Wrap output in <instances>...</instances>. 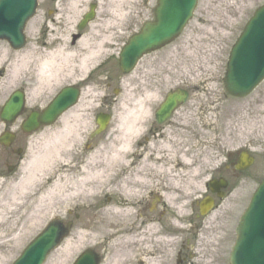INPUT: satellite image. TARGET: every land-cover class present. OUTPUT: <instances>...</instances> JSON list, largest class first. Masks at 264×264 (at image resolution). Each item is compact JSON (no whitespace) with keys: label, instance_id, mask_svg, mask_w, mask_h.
<instances>
[{"label":"bare ground","instance_id":"bare-ground-1","mask_svg":"<svg viewBox=\"0 0 264 264\" xmlns=\"http://www.w3.org/2000/svg\"><path fill=\"white\" fill-rule=\"evenodd\" d=\"M75 9L76 4L71 3L70 10ZM47 31L58 35L54 28L48 27ZM55 40L45 41L41 46L37 43L21 55L0 52V74L6 73L0 95L26 83L32 90V94H27V110L39 109L45 106L46 90L52 92L64 80L75 82L77 74H85L89 61L98 53L97 49L87 47L90 39L82 33L68 46L63 45L60 38L55 45ZM78 45L83 48L81 54ZM211 50L210 47V54ZM86 94L80 91L76 105L63 113L55 124L33 134L28 147L31 142H44L29 161L25 156L17 171L20 175L0 178V250L10 239H24L53 213L62 214L76 207L84 222L75 224L59 252L73 254L76 248L71 245L72 251L68 247L79 239L81 244H107L105 260L112 259L108 264L167 263L177 240L172 235L171 239L164 238L157 219L151 218L149 223L143 221L140 213L145 196L153 195L154 201L163 200V212L170 226L167 229L176 233L175 220L186 215V201L194 197L193 193L200 192L193 177L202 178L201 168L206 163L201 160L193 166L197 154L194 152L199 150L178 130H164L152 139H149L150 133L147 137L144 123L148 116L143 103L152 97L148 94H143L145 98L135 106L126 104L130 108H123L119 124H114L115 128L111 127L102 140L86 142L87 124L79 114L92 109L95 98ZM116 106L119 108L121 104ZM89 143L94 146L91 148ZM193 181L195 187H192ZM103 197H111V201L99 203ZM96 203L98 208H95ZM85 204L93 208L92 212L82 209ZM95 209L97 212H93ZM65 217L66 213L62 220ZM54 219L61 221L58 217ZM208 221L210 218L204 224Z\"/></svg>","mask_w":264,"mask_h":264},{"label":"rangeland","instance_id":"rangeland-1","mask_svg":"<svg viewBox=\"0 0 264 264\" xmlns=\"http://www.w3.org/2000/svg\"><path fill=\"white\" fill-rule=\"evenodd\" d=\"M155 2L156 0H58L56 2L37 0L35 14L24 26L23 31L26 37L25 45L21 50H12L7 41L0 40V52L12 51L14 55H21V53H26L28 50L30 51L33 49L37 43L41 46L43 42L50 41V39L53 41L57 39L54 42L56 45L58 38H60L63 45L68 46L71 44L72 36L79 33L77 31V25L83 14L87 11L88 6L91 3H95L96 17L81 33L90 39V43L87 47L97 49V55L89 61L88 69L85 71V74L82 75V72H80L76 75L74 79L77 80L75 82L64 80L54 91L50 92L46 90L43 99L45 103L43 104H48L60 88L67 85H81V91L84 94L88 93L86 95L90 94L95 97L93 99L92 109L90 108L79 114L86 120L84 124H87L86 127L88 128L85 132L84 139L86 142H93V140L96 139L102 140L107 136L111 127L115 128L114 124H119V115L123 108L129 109L144 99L145 82L147 81V77H150L149 74L151 76H157L162 73L166 76L169 75V78L172 80L165 83V90H168L171 85L176 86L180 84L182 88L187 87L183 90L194 91L190 85H195L198 88H196L194 95L191 94L186 102L187 107H193V109L191 108L190 110V116H198L197 107L203 105L205 107L217 108L222 116L225 115V122H223L222 128L224 129L222 136V146L224 147H222L220 143L221 140L219 143L216 141L213 145H209L210 138L207 137L205 129L199 125V121L198 123L187 125L185 124L187 120L180 119L182 122L180 125L181 128L185 125L193 135L196 134V138L198 139L191 140L194 148L199 150L197 154L195 153L196 156H194V159H196L193 163L196 164L199 161L201 162L205 157H207L208 160H210V158L212 159V146L215 148V152L220 148L224 150H236L244 146L254 157V161L248 169L251 178L242 182L238 186L235 195L226 199L219 209V212H223L226 216L231 214L232 218L237 220L245 209L254 189L264 177V82L249 96L243 99H237L225 94L223 78L231 46L242 31L248 18L256 8L264 4V0H199L193 19L189 22L181 36L172 44L165 47L161 52L153 55L160 63L157 71L151 70L150 65H144L138 69L139 73H137V71L135 75L123 76L116 73V77L113 80L107 81L106 73L110 72V69L115 66V62L112 61L111 64L108 63L104 67L103 59L108 56H117L124 41H126L124 28L129 25L130 20L134 17L133 15H135L136 12L142 11L144 17L147 16V11L153 10ZM71 3L76 4V9L74 11L70 10ZM48 27L54 28L58 35L48 33ZM76 47H78L79 54H81L80 51H83V48L79 45ZM210 47L212 49L211 54L208 51ZM5 74L6 73L0 74V85L1 81L4 80L3 77ZM82 79L85 80L80 82ZM33 84L32 82L31 85L33 86ZM9 90L10 91L7 93H2L0 95V108L9 95L16 90H20L24 93L25 100H27V94H32L31 88H29L26 83L17 85ZM39 92H41V90ZM186 92L188 93V91ZM117 103L121 104L119 108L116 106ZM129 103L132 105L127 107ZM76 109L79 110L80 108L76 107ZM100 112L108 115L111 114V117L113 116L110 125H108L110 128H107L104 136H94L91 140V134L96 129L94 124L95 116ZM115 115H117L116 118H114ZM209 116L214 118L210 113ZM180 118H184V115H181ZM16 123L17 120L8 125L12 127L16 125ZM190 126H192V128H190ZM1 133L2 128L0 129V134ZM43 142L44 140L31 142L30 146L25 151L24 158L27 156L26 159L28 160L34 155V153L40 149ZM89 144L91 148L94 146V143ZM201 152L204 157L199 159ZM14 154H17V150L14 151ZM84 155H86V153ZM1 171L2 169L0 167V172ZM18 175H20L19 172L15 173L13 177L16 178ZM207 178L208 175L207 177H200L197 180L193 177V180L198 183L197 186L200 188V192L198 194L193 193L192 197H199V195L202 194L204 191L202 183L206 181ZM194 181V185L191 184L192 187H195ZM145 197L147 203H143L140 214L143 216V221L148 222L151 218L157 219V214L153 213L154 211L151 205L152 201L154 202L155 200L154 196L146 195ZM110 201L111 197H103L99 199L98 202L107 204ZM186 205V215L193 214L195 212L194 208H187L188 204ZM95 208H98L97 203ZM158 208L163 210L162 205ZM82 209L88 212H92L93 210V208H89L87 204H85V208L83 207ZM64 212L66 213V220H62L65 215ZM93 212H97L96 209ZM54 217L60 218L63 226H66V224L70 222L71 230L58 247L50 252L44 264H55V261L57 264H71L77 255L87 247L93 248L92 250L96 252V254L99 253L103 256L101 264H108L111 262L112 259L110 257L105 260L107 244L106 246L103 244L93 246L88 245L86 242L81 244L79 243V239H75L68 247L71 248L72 251L74 250L72 247L76 248L73 254L69 253L64 255L63 252L58 251V249L62 250L65 247L66 239L71 236L76 227L75 224L84 220L81 211L77 210L76 207H72L68 208L67 211L64 210L62 214L53 213L38 227L30 231L24 239L20 241L10 239L7 241L0 250V264H11L23 248L43 230L46 224L55 220ZM214 218H211L207 224H203L202 232L199 234V239L205 247L211 245L212 239H214L218 230L223 231L222 225L225 224V222L222 216H220V213ZM228 224H230V222H227L225 226ZM161 227L164 230L169 227L167 215H165V213L163 220L160 222L159 228L162 229ZM96 243L97 242H93V244ZM71 245L73 246L70 247ZM79 246H81V249ZM145 260H147V257ZM164 264H174V262L172 259H169L167 263Z\"/></svg>","mask_w":264,"mask_h":264},{"label":"water","instance_id":"water-1","mask_svg":"<svg viewBox=\"0 0 264 264\" xmlns=\"http://www.w3.org/2000/svg\"><path fill=\"white\" fill-rule=\"evenodd\" d=\"M56 1V0H51ZM198 0H157L154 22L143 26L140 34L133 37L119 54V68L128 74L136 61L143 55L158 50L171 42L184 30L193 16ZM36 0H0V39H5L13 49L23 46V29L26 22L34 15ZM95 5L84 15L78 25L82 30L94 18ZM264 80V5L259 7L245 25L242 33L232 47L225 74L226 92L234 97L243 98ZM79 90L75 87L62 89L42 113L30 115L23 130L35 131L41 125L53 124L56 119L74 106ZM186 92L177 90L170 94L158 116L181 105L186 99ZM24 96L20 92L11 95L3 107L0 118L12 122L23 108ZM109 117L96 119L99 130L105 129ZM5 138L1 137L0 142ZM251 158H243L240 168L248 167ZM69 225L63 227L53 221L25 248L13 264H43L47 255L56 248L67 235ZM74 264H99L98 256L86 251ZM230 264H264V179L254 192L249 205L240 217L236 230V240L230 255Z\"/></svg>","mask_w":264,"mask_h":264},{"label":"flooded vegetation","instance_id":"flooded-vegetation-1","mask_svg":"<svg viewBox=\"0 0 264 264\" xmlns=\"http://www.w3.org/2000/svg\"><path fill=\"white\" fill-rule=\"evenodd\" d=\"M147 14L148 15L144 17L143 12L139 11L136 12L135 15H133L134 17L130 20L129 25L124 28L126 41H124L122 47L126 43H128L131 38L141 32L142 27L145 23H149L154 20L153 10L147 11ZM81 34L82 33L79 34V37ZM77 39L78 38L72 39V43H74ZM163 49L164 48L140 57L136 61V64L129 75H135L138 69L144 65H150L151 70L157 71L160 63L156 60V58L153 57V55L158 54ZM118 54L117 56H108L107 58L103 59L104 67L108 63L111 64L112 61L115 62V66L110 69V72L106 73L107 81L113 80L116 77V73L121 75V72L118 68ZM137 73H139V71ZM149 76L150 77H147V81L145 82L146 85L144 88V94L152 95V97L149 96L143 103L145 105L144 111H147L148 116V120L144 123L147 127V137L151 133V137L149 139H152L153 137L161 134L164 130H168L170 132L178 130V132L184 134L188 139L192 141L198 140L196 138V134L193 135L185 125L181 128V119L187 120L185 123L187 125H190L191 123H198L199 121V125L203 129H205L207 137L210 138H208L210 143L209 145H213L216 141L217 143H219L221 140L220 143L222 146V136L224 130L222 128L223 122H225V115L222 116L218 112L217 108H210L202 105L197 107L198 116H190V110L191 108L193 109V107H187L186 102L191 94L194 95V92L198 87H196L195 85H190L192 86L194 91L186 90L188 91V97L182 106L176 107L175 109L171 110L167 109V111L164 112L165 114H163L162 116H158V111L161 108V105L166 101L168 94L172 91H175L176 89H185L187 87L182 88V85L180 86V84H178L176 86L171 85L169 86L168 90H165V83L172 80L171 78H169V75L166 76L162 73L157 76H151L149 74ZM43 108H33L32 110L25 109V113L17 119L16 125H13L12 127H9V125L1 124V126L3 127L2 133H12L15 135V140L13 141L11 146L4 147L0 145V167L2 169V171L0 172L1 179L13 175L18 171L20 164L24 160L25 151L28 148L29 141L33 134L39 133L44 128H47L40 127L36 132L32 134H26L22 131V125L24 124L23 122L27 119L28 115L33 111L40 112ZM209 113L212 114L214 118L210 117ZM181 115H184V118H180ZM190 128H192V126H190ZM212 148V159L210 158V160H208V158L205 157L206 160H203L205 161L206 165H203L201 168L202 177H207L208 175L207 180L203 181L202 183V188L204 187V191L201 195H199V197L194 196L189 201H186V203H188L187 208H194L195 212L193 214H187L183 218H178L175 220L178 226L176 233L170 232V230L168 229H166V231L162 227L161 228L163 230L159 228L163 233L164 238L171 239L172 235L177 240L176 244H174L172 248L171 254V259L173 260L174 264H230L229 257L235 239L236 219H233L231 214H229L228 216L224 215L223 212H219V209L221 207V204L226 199L235 195L238 190V186L251 177L248 173L249 167L243 170L237 169V167L239 166L240 158L246 151L244 146H241L236 150H224L223 148H220L216 152L213 146ZM15 150H17V154H14ZM197 152H194V154ZM203 157L204 156L201 152L200 159H202ZM194 165L195 164H193V166ZM204 199L205 205L203 206V211L207 212L205 216H203L200 209H198V203H200V201ZM145 203H147V200L145 201ZM160 205H162L163 208V202L161 200L156 201L152 208L154 211L153 213L157 214V220L161 222L164 218V212L162 209L158 208ZM219 213L220 216H222L225 224L227 222H230V224H228L227 226L223 224V231L218 230L217 234H215L214 236V239H212L211 245L205 247L202 245L199 239V234L200 232H202L204 221L207 218H214ZM168 228H170V226ZM165 232H168L166 234L170 236L166 237ZM99 255L101 256L102 261L103 256L101 254Z\"/></svg>","mask_w":264,"mask_h":264}]
</instances>
